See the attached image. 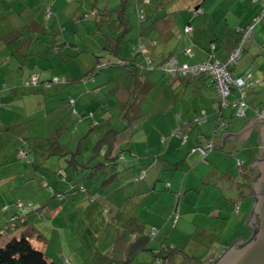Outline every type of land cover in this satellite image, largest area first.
Returning a JSON list of instances; mask_svg holds the SVG:
<instances>
[{"label": "crops", "instance_id": "0c3cea01", "mask_svg": "<svg viewBox=\"0 0 264 264\" xmlns=\"http://www.w3.org/2000/svg\"><path fill=\"white\" fill-rule=\"evenodd\" d=\"M37 1H26L25 8L32 13L35 10L34 15H32L33 18L31 17V20L27 23L23 22L22 11L20 12L24 23L23 27L31 24L30 29H39L40 26H37L35 22V16H37L38 12L37 8H42V4L47 3V0H41L40 6H37ZM109 1L102 0L103 10H100L95 3L91 9H97L99 14L104 12L103 15L106 13L109 15L113 14V11L116 10V13L121 16L120 23H116L118 27L117 36L124 31L123 36L117 43L118 47L114 54H110V56L124 61L132 60V50L136 47L138 36L141 34L144 35L145 55L151 58L152 65L157 67L154 70H144L146 73L139 69L138 74L130 72V69L125 67L111 66L109 68V72L112 73L108 82L118 85L119 79L126 78L128 80L124 87L126 88L124 93L127 94L125 103H132L130 104V109L124 113L128 117L129 123L122 126L123 130H117L113 141L114 146L111 155L117 156L118 163L105 168L104 175H100L101 172H99L92 176L89 180L90 182L86 181L85 184L88 185L84 187L87 193L73 196L66 194L57 200H54L56 198L54 194L51 200L47 199L46 195L35 196L33 189L27 186L26 181L29 179L39 180L35 178L33 171L28 175L23 174L28 177L24 178L20 186L27 190L25 197L30 199V202L25 203L32 204L34 206L33 212L38 211L37 213L39 214L27 216L20 222L19 226H16L11 231V234H3L0 238V248L13 237L25 236L29 243L32 244V247L38 253L44 255L48 263L57 264L59 262L54 260V257L49 258L45 251L51 246V240L55 242L56 233L61 234L63 231L66 232L68 238L71 235L74 236L67 228H71V224L75 223L81 233L82 241L77 247L72 244L68 251L60 250L59 254L62 257V264H65L64 260H67L69 264H132L137 255L142 252H146L151 257L148 264L157 263L155 255L160 256L161 254H163L162 257L160 256L163 259L162 264H191L192 262L182 257V255L176 256L163 253L158 240L159 245L153 246L149 243L150 251L141 250L135 254L132 260H128V258L134 238L139 239L148 233L146 232V223L149 214L152 213V209L155 206V200L157 199V202H159L158 195L166 190L171 193L169 195L171 200L176 193H179L180 196L182 195L177 198L174 206L177 208L182 203L183 222V208L188 204L187 196L189 193L194 192L198 197L201 196L203 198V202H206V206L203 207V210H200L205 214L203 219H207L206 223L221 227L217 230L213 229V232H221L229 226L232 227L228 233L230 235H226V232H224L223 241L211 243V246L208 247V252L203 254L202 264H204L206 261L216 259L236 238L241 240L239 244H243L251 237L253 232L252 225H247V221L250 218L255 200L253 194L250 193L249 187H247V179L257 174L255 166L251 165L253 159H264V153L260 152L259 127L255 125L252 128L249 137L243 144H237L236 139H227L221 148L207 150L204 156L197 148L206 149L208 144L220 146L222 133H238L249 125L250 119H256L257 117L258 119H264V117L259 116L261 112H264V106H262L264 105V0H243L242 5L237 7L235 11L231 7L238 0H232V4L227 9L224 6L214 7V3H219L218 0L212 2H206L207 0H183L182 2V0H179L177 9L173 5L170 6V0H135L132 3V8L141 3L145 21L137 24V41L134 39L132 42L126 36L127 32L133 27L131 20L128 19V14H126L129 0H120L119 6L115 8H110L111 2ZM31 3L33 7H31ZM53 5L54 3L51 4V9ZM12 6L13 3H9V8H12ZM118 9L119 11H117ZM216 10H220L222 14L221 21L215 20L217 18H215ZM177 12H180L179 17L175 19ZM101 20L97 18L92 23L93 30L90 29L89 32L91 37H94L92 36V31L95 35L96 31L100 30L101 25L99 24L102 22ZM224 22H226L228 29H224ZM250 23L252 36L244 42L242 54L233 67L229 69L230 74L234 78H244L245 85L241 89L242 97L236 91L232 92L229 99L230 104L223 109V118H221L219 111H215L213 108L216 102V90L210 78L206 76L196 78L188 76L174 77L160 67L161 61L171 55L175 57L178 65L191 66L214 60L221 63L225 62L238 41L241 28ZM141 26H144V28L141 29ZM23 27L17 25L16 28H12L0 37V44L5 50H7V46L4 39L7 35L11 32L20 34ZM29 28H26V30ZM186 28H190L189 32H185ZM42 30V34L44 33L45 35V30L47 29L43 27ZM35 35L36 32H34L33 37L24 38L20 34V37L15 42L19 46L18 49L21 48V50H17L12 55L25 56L24 46L28 45V43H39L41 39V35L39 37H35ZM105 41L104 39L93 40L89 44L81 41L79 42L81 46H78L77 42L72 41L63 49L73 51L75 48L81 47L85 50V48L89 47L97 52L99 48L103 47ZM48 42L49 38L46 37V44ZM83 42L89 46L82 45L81 43ZM129 43L130 46L128 47ZM50 44L52 47L53 41ZM172 44L173 47L170 49ZM174 50L176 52L173 54ZM166 52H169V54H165ZM102 53H104L102 55L104 58L109 56L107 51ZM38 55L40 54L38 53ZM135 59L137 62H142L141 56H135ZM236 98H240L246 103L242 115H237V109L232 106ZM1 103L0 140L6 138L5 140L8 142L13 139L18 146H16L15 151L22 146V149H27L24 153L31 157L34 165L36 160H38L35 169L40 173L41 177L39 179L41 180L38 184L42 188L45 187V181L48 180L47 184L55 192L61 190L73 191L75 181L70 179H74L72 175L77 178L82 168L66 169L67 163L64 154L68 153L69 150L75 152L76 160L81 164L89 160V154L87 158L81 156V147L83 144L86 145L87 134L83 137L84 134H80V130H78L79 137L75 135V132L72 134L74 136L71 138L74 139V143H77L76 147H73V141L66 144L60 143L58 137L61 131L57 129L52 130V135L45 136L46 138L40 135L35 136L29 132V134L18 132L13 134L10 132V128L15 125H12L2 115L3 109L9 105L7 104L6 107H3V102ZM145 103H152L153 105L152 107L146 105L143 110L142 106ZM63 105L64 103L59 102L56 105L43 108L42 103H34L31 109L35 112L38 111L39 114L30 120L34 121L35 124L38 121V124L43 122L46 126L45 130L48 131V124L41 119H46V114L61 109ZM27 108L29 109L30 106L24 109L25 112L28 111ZM129 111L133 113L132 118L129 116ZM158 114H164V116L158 118ZM147 117L150 120L147 125H152L154 128H162L166 125L169 130L165 133L170 134L173 131L167 144L157 145L158 148L155 151L160 150L161 152L150 153L147 156H134L135 154L129 147L121 149V146L127 142L129 143L131 137H133L128 130L142 127V123ZM199 117H202V121L196 124L194 119ZM234 117L236 118L230 119L231 129H229L224 119ZM131 121L133 122L131 123ZM137 121L141 123L138 124ZM224 123L227 124L226 127ZM89 124L92 125L91 130H94L98 126L97 124H101V122L97 123L94 119ZM52 127L54 128L53 125ZM112 128L115 127L110 126L109 129ZM66 129L64 128V130ZM120 132L126 135L125 140L121 137L123 134H118ZM253 134L258 138V151L254 150L253 157L251 153L249 154L250 156H245V150L240 149V146H245V143ZM119 137L121 139L118 143ZM184 137H186V140L182 142ZM163 139L165 140V138ZM162 142H158V144ZM90 144L93 145L90 142L86 146V150L91 147ZM155 147H152V149ZM239 151H242L243 154H240ZM164 154H169L174 161ZM180 156L182 157L181 159H176V157ZM47 164H50V166H47ZM61 168L66 169L69 184L67 182L61 184V181L58 180L55 171ZM42 171H47L48 174L43 175ZM112 174H114V177L110 182H103L106 180L107 175ZM175 175L179 176H176L177 179L174 181L176 185L173 187L172 178ZM149 198L150 200H148ZM146 201L148 204H145ZM199 201L200 199L197 200V202ZM14 203L10 202L4 206V211H9V218L16 214V206L18 207V205H14ZM18 204L22 205L21 200L18 201ZM49 205L50 208L46 214L49 215L50 227L55 233L51 238L39 233L35 228V224L45 215L43 213L44 207ZM172 205L173 201L166 205V208L168 206L172 208ZM12 206L14 210L11 208ZM93 207L97 211L91 215ZM86 208L89 209L88 211L86 210L88 217L83 215L76 219V216L80 214L77 210ZM26 213L24 214L25 216L30 211ZM232 215H235L236 218H232ZM180 216L181 214H179L177 222H179ZM207 229L212 230L210 227H207ZM133 234H135V237ZM220 235L221 233L216 236L213 235V237L218 240ZM74 237L76 238V236ZM78 249L79 251H77ZM193 262L195 263V261Z\"/></svg>", "mask_w": 264, "mask_h": 264}, {"label": "rangeland", "instance_id": "374dc122", "mask_svg": "<svg viewBox=\"0 0 264 264\" xmlns=\"http://www.w3.org/2000/svg\"><path fill=\"white\" fill-rule=\"evenodd\" d=\"M26 1L27 0H23L22 2L21 0H0V37L12 28H16L17 25L23 27V22L27 23L31 20V17L33 18L32 15H34L35 10L34 13H32L29 9L25 8ZM134 1L135 0H129L126 8V14H128V19L131 20V25L133 26L126 34V36L130 38V42L136 39V26H138L137 24L139 23L137 22V18L138 15H140V13L138 14L136 11V8L141 3H138L132 8V3ZM212 1L215 0H207L206 2ZM218 1L219 3L213 2L214 7L224 6L225 9H227L232 4V0ZM109 2H111L110 8H115L119 6L120 0H110ZM178 2L179 0H170V6L173 5L177 9ZM242 2L243 0H238L237 3H235L236 6L232 5L231 8H234L233 11H235L237 7L241 6ZM9 3H13L12 8H9ZM53 3L54 5L52 6V9H46V7H51V4ZM94 3L98 5L100 10H103L101 5L103 4L102 0H47V3H44V5L42 4V8H37L38 12L37 16H35V22L40 25L39 29L32 30V28H29L23 33L21 31L24 38L33 37L34 32H36L35 37H39L41 35L39 43H28V45L24 46L26 53L25 56L12 55V51H15L18 47L16 42H12L8 47H6L7 50H5L4 47H2V44H0V104L3 102V107H6L7 104L9 105L8 107H10H6L2 111V115L6 118V120L11 122L12 125H15L10 128V132L13 134L16 132L22 134L33 133L35 136L40 135L45 137L52 135V130L57 129L61 131V133H59L58 140L60 143L64 144L71 143V141L74 140L71 138L74 136L72 135L74 132L78 137L82 133L87 134L86 140L84 139L86 141V145L83 144L81 147V156L86 158L88 154L91 156V149L95 144L94 142H96L98 138H100V136H102L105 131L110 128V126L115 127L118 131L124 129L122 126L129 123L127 120L128 117H126L124 113L126 110L128 111L130 109V104H132L125 103V100H127V94L124 93V91H126V88L124 87L128 83L126 78L119 79L118 85L113 82H108L112 73L109 72L110 67L100 68L97 71L95 70L93 75H89L88 72L97 64L96 55L94 54L95 51L93 49L87 47L84 52H80L75 55L76 50H60L59 47H51L50 45L51 41H53L54 44L63 47L65 45L62 44L63 41L66 43L75 41L78 43V46H81L79 45V42L81 41H85L89 44V42H93V40H106L108 39V36L110 39H114L112 40L114 42L118 32V27L116 26L118 21L115 17L116 12L113 11V14L111 13L110 15L107 13L103 15L104 12H100L97 18L102 19V22L99 24L101 25V28L96 31V34L94 35V32L92 31V23H94L97 18L91 14L89 16H85V14L87 15L91 13V8ZM40 4L41 0H38L37 6H40ZM31 7H33L32 3ZM21 11L24 18L23 22V19L20 16ZM216 12L215 18H217L215 20L221 21L222 14L220 13V10H216ZM179 13L180 12H177L174 17L175 19H178ZM43 27L44 29H47L45 30V35L44 33L42 34ZM223 27L224 29H228L226 22L223 23ZM142 28H144V26H141V29ZM90 29H92V36L94 37L89 35ZM46 37L49 38L48 44H46ZM85 42L81 44L89 46ZM129 46L130 43L128 47ZM172 47L173 44L170 46V49ZM52 48L54 52L52 51ZM57 49L60 50L59 55H56V52H58ZM17 50H21V48ZM175 52L176 50L173 51V54ZM38 53L40 55H38ZM165 54H169V52H166ZM171 57L174 56L171 55L163 60H168ZM113 66L118 67L116 65ZM163 70L165 69L163 68ZM49 79L53 81L46 82ZM36 80H38L37 85L34 84ZM37 102L42 103L43 108L56 105L59 102L64 103L61 109L48 113L46 114V119H41L46 121L48 124V131L45 130L46 126L43 122L38 124V121L35 124L34 121L30 120L39 114L38 111L35 112L31 109L33 104ZM146 105L152 107L153 104H143V110L146 108ZM27 106H30V108H27L28 111L25 112L24 109ZM129 116L131 118L133 117V113L131 111H129ZM162 116H164V114H158V118H161ZM235 118L236 117L224 119V121L228 124L229 129H231L229 123L230 119L232 120ZM94 119L97 123L101 122V124H97L98 126H96L94 130H91L92 125L89 123H91ZM133 121H131V123ZM137 122L138 124L141 123L140 121ZM148 122H150V120L147 117L145 121H143L142 127H136L133 130L129 129L128 132L132 134L133 137H131V141L129 143L127 142L126 144H123L121 149L129 147L135 154H133L134 156H147L150 153L161 152L160 150L155 151L156 148L167 144L173 131L170 134L165 133L169 130L166 125L162 128H154L152 125H147ZM64 128L67 129L64 130ZM78 130H80V134H78ZM118 134H123L121 137H123L124 140L126 139V135L123 132ZM121 137L118 138V143L120 142ZM163 138H165V140ZM5 139L6 138L0 140V238L5 233L11 234V231L14 230L16 226H19L20 222L27 216L39 214L37 213L38 211L33 212L34 206L32 204L25 203L30 202V199L25 197L27 190L20 186L23 183L24 178L28 177L23 174L28 175L31 171H33L35 178L39 180L36 181L35 179H29L26 181L28 184L27 186L33 189L35 196L38 195L41 197L42 195H46L47 199L51 200L53 194L55 195V193L51 191L50 185L47 184L48 180L45 181V187L43 188L38 184L41 180L39 179L41 177L40 173H38L37 169H35L37 167L36 163L38 160H36L34 165L30 156L28 158H20L17 156V152L15 151L18 147L17 143H14L13 139H10L8 142ZM90 142H92L93 145L90 144L91 147L88 151L86 150V146H88ZM158 142L162 143L158 144ZM257 142L258 138L255 134H253V136L245 143V146H240V149L245 150V156H250L249 154L251 153L253 157L254 150L258 151ZM72 144L73 147L77 146V143H74V141ZM152 147L155 148L152 149ZM19 148L22 149V146ZM19 148L17 150H20ZM22 150L26 152L27 149L23 148ZM242 151H239V153L243 154L244 151ZM164 155L174 161L173 158L171 159L169 154ZM181 158V156L176 157V159ZM47 166H50V164H47ZM42 172L43 175L48 174L47 171ZM55 173L58 180L61 181V184L66 183L64 178L59 176L57 171H55ZM237 174L238 173L236 171V175ZM100 175L104 174L100 173ZM176 176L179 175H175L172 178L173 187L176 185V183H174L177 179ZM170 194L171 193L168 190L161 192L158 195L159 202H157V199L155 200V206L152 209V213L149 214V218L146 223V232L151 234L152 240L150 244L156 246L159 245L160 242V247L169 245L170 248H173L174 255H182V257L189 260L195 259L198 260V264H202V260L204 258L203 254L208 252V247L211 246V243H214L215 241H223V235H225L224 232H226V235H230L228 233L232 227L229 226L221 232H213V229L217 230L221 227L206 223L207 219H203L205 214L200 211L203 210L204 206H206V202H203V198L201 196L198 197V195L194 192L189 193L187 196L188 204L183 208L184 217L182 222V203H180L177 208L174 206L177 198L182 195L180 196L179 193H176L173 195L171 200L169 197ZM78 195H82V193H78ZM57 199L58 197L54 198V200ZM198 199H200L199 202H197ZM20 200L22 205L18 204V201ZM148 200H150V198ZM172 201L173 207L170 208L168 206L166 208V205L170 204ZM10 202H15L14 205H18V207L16 206V214L22 213L25 208L28 212L30 211V213L26 216L24 215L23 217H19V219L13 222L10 221L9 211H4L5 204H9ZM145 204H148V202L146 201ZM11 208L13 209V206ZM49 208L50 205L44 207L43 213H45V215L42 216L35 224V228L39 233L45 234L51 238L55 235V233L50 227L49 215L46 214L49 211ZM86 210L88 211L89 209L86 208L77 210L80 214L76 216V219H79V217L83 215L88 217ZM96 211L97 209L93 207L91 215H93ZM179 214H181V216L179 222H177ZM46 217L47 219H45ZM231 217L234 219L236 218L235 215H232ZM207 227L212 228V230H208ZM67 230L73 233L76 238L72 235L68 238L66 232L63 231L61 234L56 233V236L54 237L55 242L52 240L50 241L51 246H53H50L47 248V251H45L49 258L54 257V260L59 262L57 264H62V257L59 254L61 249L68 251L72 244L77 247L82 241L80 235L81 233L75 223H72L71 228L68 227ZM220 233L221 235L218 237V240L213 237V235L216 236ZM30 245L32 246L31 243ZM77 251H79V249ZM150 259L151 257H149L146 252H142L137 255V258L132 264H148ZM64 262L65 264H69L67 263V260H64Z\"/></svg>", "mask_w": 264, "mask_h": 264}, {"label": "trees", "instance_id": "16d2710c", "mask_svg": "<svg viewBox=\"0 0 264 264\" xmlns=\"http://www.w3.org/2000/svg\"><path fill=\"white\" fill-rule=\"evenodd\" d=\"M122 3V2H121ZM141 5V4H140ZM122 6V5H121ZM120 6V8H121ZM50 7H46V9H49ZM142 8L143 6H141L140 10V15H138V22L141 23L143 21H145L144 15L142 13ZM92 10V9H91ZM116 12V10H114ZM119 11V9L117 10ZM136 11L139 14V11L136 9ZM93 15V16H98L99 15V11L97 9H94L91 11V13L89 14H85V16H89V15ZM84 16V17H85ZM118 15V13H116V20L118 21V23H120L121 21V16ZM140 16L142 18H140ZM33 24V22H32ZM34 25V24H33ZM37 26H40L39 24H36ZM31 27V24L29 26V24L26 27H23L21 29L22 33L26 30V28ZM246 30V26L241 28L240 30V35L238 37V41L240 39V36L243 32H245ZM124 32V31H123ZM123 32L121 33V35L117 36L115 38V41L113 42L112 40L114 39H110L108 37V39H106V41L104 42L103 47L100 49H98L99 51L94 52V54L96 55V60H97V64L94 68H92L88 73L89 75H93L95 70L97 71L100 68H105V67H111L113 65L116 66H120V67H125L126 69H130V72L132 73H139V69L140 71H147V70H154L157 67L155 65H152L151 62V58H149L147 55H145L146 53V47L143 45V39H144V35H139L138 36V42L136 47L133 48L132 50V55H133V59L129 60V61H124L122 59L119 58H114L113 56H110V54H114L117 46V43L120 41V38L123 36ZM21 34V32H20ZM20 34L18 32H11L7 35V37L4 39L6 46L8 47L12 42L14 43L15 41L18 40V38L20 37ZM22 36V34H21ZM237 41V42H238ZM246 41V40H245ZM244 41V42H245ZM236 42V43H237ZM243 42V44H244ZM62 44L64 45L62 46H58L56 44H54L52 47H56V48H60L63 49L66 45L69 44V42H62ZM243 44H242V50H243ZM51 45V44H50ZM235 46V45H234ZM19 47V46H18ZM18 47L16 48L15 51H12L13 54L16 53ZM141 47V48H140ZM234 48V47H233ZM58 50V49H57ZM56 52V55H59V51ZM74 50H76L75 55L84 51L83 48H75ZM233 50V49H232ZM50 51V50H48ZM53 51V48H52ZM103 51H107V53L109 54L108 57H106L104 59V57L102 56L104 53H102ZM54 52V51H53ZM242 54V52H241ZM116 55V54H115ZM65 56V55H64ZM135 56H141V63L137 62L135 59ZM70 57V56H69ZM112 57V58H111ZM167 60H162L160 63V67L164 68V71H167L165 68V62ZM204 63V62H203ZM200 64V63H197ZM196 65V64H194ZM191 65V66H194ZM144 71V72H145ZM146 73V72H145ZM171 76L172 74L169 73ZM37 76V75H36ZM200 76H206L208 78L211 79V77L207 74V73H202L199 74L197 76H188V77H200ZM174 77H182V76H174ZM39 79V78H38ZM53 80H47L46 82H50ZM31 83V82H30ZM44 83V82H42ZM35 85L38 84V80H36V82L34 83ZM213 85V84H212ZM2 104V103H1ZM224 111H219L221 115V118L224 117ZM117 134V130L115 128L109 129L107 130L103 136L94 144V146L91 149V156L89 158V160H87L85 163H80L79 161L76 160V153L72 152V151H68V153L64 154L66 156V163H67V167L71 168V169H78V168H82L80 170V172L77 175V178L75 177V175H72V177H74V179H70L71 181H75L74 185V190L73 191H54L52 188L51 191L53 193H55L56 197H58V199L62 198V195H66L68 194L69 196H73L75 194L78 193H87L85 186L86 181H89L93 175L101 172L103 173L105 168L110 167V166H114L116 163H118L117 160V156H112V149H113V141L115 140V136ZM85 136V134L83 135V137ZM81 137V138H83ZM20 150H16L17 155L19 154V152L22 153V155H20L19 157H23V158H28V156L24 153V151H22L21 148H19ZM77 151V150H75ZM32 160V159H31ZM96 160V161H95ZM29 161V160H28ZM95 161V162H94ZM65 168H61L59 170H57V173L59 174V176H62L65 180V182L68 183V175L66 172ZM258 174L254 175L253 177L248 178V182H247V187H249L250 193H252V189H251V185L254 182L255 178L257 177ZM114 177V174L112 175H107L106 176V180H104L103 182H110L112 180V178ZM69 184V183H68ZM64 193V194H63ZM253 194V193H252ZM24 215V214H23ZM23 215H19L16 214L13 217L10 218V221H15L17 219H19V217H22ZM133 236L135 237V234H133ZM152 238H151V234L147 233L144 236H141L139 239H135L134 238V242L132 243L131 247H130V253H129V258L128 260H132L135 256L136 253H138L141 250H148L150 251L151 249L149 248V243L151 242ZM247 242V241H246ZM244 242L243 245L246 243ZM160 249L163 251V253H168L169 255H173L174 254V250L173 248H170L169 245L167 246H161ZM169 249V250H168ZM160 255V254H159ZM163 254H161L160 256L162 257ZM155 255L156 257V261L157 263L155 264H162V258ZM220 256H218L211 264H214L218 258ZM166 258V257H165ZM193 258V257H192ZM195 260V259H194ZM193 259H190L189 261H191V264H198V260H195V263ZM0 264H50L46 261V258L44 257L43 254L38 253V251H36L29 243L28 239L25 236H21L19 238H11L10 240H8L5 245L3 247L0 248Z\"/></svg>", "mask_w": 264, "mask_h": 264}, {"label": "water", "instance_id": "95a60500", "mask_svg": "<svg viewBox=\"0 0 264 264\" xmlns=\"http://www.w3.org/2000/svg\"><path fill=\"white\" fill-rule=\"evenodd\" d=\"M250 26L251 23L246 28ZM224 124L226 127L227 124ZM255 125L259 127L260 152L264 153V119L258 117L250 119L249 125L238 133H222V143L220 146L213 145L212 149L221 148L227 139H236L237 144H243ZM251 165L255 166L258 174L251 185L255 201L247 221V225L253 227L252 235L244 245L239 244L241 240L236 238L219 254L220 257L214 264H264V159H253ZM214 260L206 261L204 264H211Z\"/></svg>", "mask_w": 264, "mask_h": 264}, {"label": "built area", "instance_id": "2783aa9c", "mask_svg": "<svg viewBox=\"0 0 264 264\" xmlns=\"http://www.w3.org/2000/svg\"><path fill=\"white\" fill-rule=\"evenodd\" d=\"M140 8L141 5H138L137 10L139 11V13L141 12ZM140 18L142 17L140 16ZM189 30L190 28H186L185 32H189ZM251 36L252 34L250 26L249 28H246L245 32L241 34L239 41L235 44L233 50L230 52L225 62L221 63L219 61L214 60L196 64L194 66H188L178 65L176 59L174 57H171L165 62V68L166 70L168 69L167 72L171 73L172 76H197L202 73H207L211 77L212 84L216 90V102L213 105V108L215 111H222L226 106L230 104L229 99L233 91H236L237 94L242 97L241 89L245 85L244 78H234L230 74L229 69L233 67V65L237 62L238 58L240 57L243 42L251 38ZM232 106L237 109V115H242L243 108L246 107V103L240 98H236L233 101ZM259 116L264 117V112H261ZM201 121L202 117L194 119V122L196 124L201 123ZM185 140L186 137L182 139V142H185ZM197 149L204 156L207 150L212 149V144H208L206 149ZM20 155H22L21 152H19L18 156ZM27 211L28 210L25 208L19 215H23Z\"/></svg>", "mask_w": 264, "mask_h": 264}]
</instances>
